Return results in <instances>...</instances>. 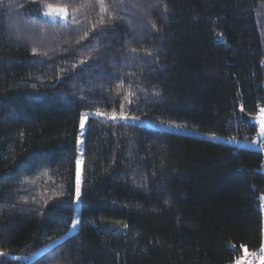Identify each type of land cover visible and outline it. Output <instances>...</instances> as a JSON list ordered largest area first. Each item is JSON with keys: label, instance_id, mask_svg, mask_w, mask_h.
<instances>
[{"label": "trees", "instance_id": "trees-1", "mask_svg": "<svg viewBox=\"0 0 264 264\" xmlns=\"http://www.w3.org/2000/svg\"><path fill=\"white\" fill-rule=\"evenodd\" d=\"M49 5L69 19H44ZM262 107L264 0H0V264H234L259 250L264 151L95 113L250 143Z\"/></svg>", "mask_w": 264, "mask_h": 264}, {"label": "rangeland", "instance_id": "rangeland-1", "mask_svg": "<svg viewBox=\"0 0 264 264\" xmlns=\"http://www.w3.org/2000/svg\"><path fill=\"white\" fill-rule=\"evenodd\" d=\"M60 9H64V8H58V7H48L47 9H45L44 13L45 12H51V15H44V19L46 20H49V21H53V22H66L68 19H69V14H68V11L66 9H64V12H60L59 10ZM131 16L133 18V21L135 22L136 24V27L138 30H140V33L142 32V30H144V28L146 29L147 26H149V23L147 21L146 18L142 17V16H139L138 13L137 15L132 11L131 12ZM24 19H17L16 22L12 25L14 26L16 24V27H13V33H17L18 28L17 29V24L21 25L22 26V22L25 23L23 21ZM137 20V21H135ZM42 25L40 24V26L38 27L39 30H41V27ZM36 29V28H34ZM39 36V35H38ZM37 35L35 34L34 37L32 38V44L35 45L34 48L36 49L37 46L36 45H41V44H36V41H37ZM264 115V114H259L258 117H255L253 119V123L258 125V129H259V133H260V117ZM104 117V116H102ZM119 120V119H118ZM120 121H129V122H135V123H139L141 125H145V126H149L150 128H157V129H161V130H165V131H169V132H175V133H180V134H184V135H190V136H193V137H197V138H202V139H206V140H209V141H223V142H229L231 144H234V143H237L238 145H250L254 147L252 148H255V149H259L261 151H264V148L261 147V145H264V137L258 135L257 139L254 141V142H250L248 143L247 141H235L231 138L229 139H226V138H223V137H219V136H216L215 134H204V133H200L198 131H195V130H192V129H188L186 127H179V126H176V125H173V124H160V123H155V122H149V121H145V120H133V119H127V120H120ZM86 126H87V119L85 121V127L82 129L80 128V136H79V143H78V150H79V160H80V165H79V168H80V188H81V183H82V174H83V147H84V134H85V129H86ZM76 212H77V216H76V219L75 221L78 222V226L75 228V230H71L67 236H70L72 234H74L78 227H79V222H80V219H79V213H80V206H78L76 208ZM66 236V237H67ZM59 242V240H55L51 243H49L48 245L46 246H43L42 248L38 249L37 251L33 252L32 254L28 255V256H19V260L21 261V263H26V262H31L33 261L34 259H36L37 257L41 256L43 253H45L47 250H49L50 248L54 247L57 243Z\"/></svg>", "mask_w": 264, "mask_h": 264}, {"label": "snow or ice", "instance_id": "snow-or-ice-1", "mask_svg": "<svg viewBox=\"0 0 264 264\" xmlns=\"http://www.w3.org/2000/svg\"><path fill=\"white\" fill-rule=\"evenodd\" d=\"M47 7L50 8L51 6L49 5ZM59 11L60 12H64V9H60ZM44 15H51V12L50 11L49 12H45ZM102 23H103V21H102ZM93 27H95V26H93ZM153 27L155 28V25H153ZM85 35H87V34H85ZM132 51L136 52V49H132ZM33 54L34 55L36 54L35 49H33ZM45 55H46V53H45ZM147 55L151 56L152 53L149 51V52H147ZM80 63L84 64L85 61L81 60ZM128 95L131 96V95H134V94L133 93H129ZM153 95H158V93L154 92ZM126 99H127V97H126ZM243 111H244V108L241 107V112H243ZM260 113L264 114V107L260 108ZM88 115H89L88 113H81L80 114V127L82 129L85 127V121H86ZM95 115L98 116V117L99 116H110V118L112 120H118V119L119 120H127V119H129V117L125 116L123 113H121L119 116H117L115 112H113V113H101L99 111V109H97ZM131 119L139 120V117H131ZM160 123H163V121H161ZM260 129L261 130H260L259 135L264 137V115H262L260 117ZM78 143H79V140H78ZM261 147L264 148V145H261ZM80 163H81L80 160L77 159V174H76L77 175V182H76V199L77 200H79V198L81 196V191H80V168H79ZM260 199L264 200V195H262L260 197ZM261 207H264V205H261ZM77 226H78V222L77 221H73L72 230L74 231ZM125 227H127V225H125ZM241 247L243 248V245ZM244 251H245L246 254H248L247 253V249H244ZM259 251L261 253L262 264H264V244H261ZM0 256H7V253L0 252ZM241 259L242 258H237V260L234 262V264H241Z\"/></svg>", "mask_w": 264, "mask_h": 264}, {"label": "built area", "instance_id": "built-area-1", "mask_svg": "<svg viewBox=\"0 0 264 264\" xmlns=\"http://www.w3.org/2000/svg\"><path fill=\"white\" fill-rule=\"evenodd\" d=\"M264 205V201L263 204ZM262 215L264 219V207H261ZM247 253L245 251L243 252L241 259V264H262L261 261V253L259 250H247Z\"/></svg>", "mask_w": 264, "mask_h": 264}, {"label": "clouds", "instance_id": "clouds-1", "mask_svg": "<svg viewBox=\"0 0 264 264\" xmlns=\"http://www.w3.org/2000/svg\"><path fill=\"white\" fill-rule=\"evenodd\" d=\"M262 204H263V202H262Z\"/></svg>", "mask_w": 264, "mask_h": 264}]
</instances>
